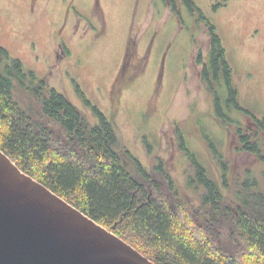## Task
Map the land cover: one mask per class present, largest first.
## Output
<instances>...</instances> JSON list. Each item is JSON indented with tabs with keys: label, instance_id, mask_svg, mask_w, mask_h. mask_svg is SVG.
<instances>
[{
	"label": "rangeland",
	"instance_id": "rangeland-1",
	"mask_svg": "<svg viewBox=\"0 0 264 264\" xmlns=\"http://www.w3.org/2000/svg\"><path fill=\"white\" fill-rule=\"evenodd\" d=\"M45 1L0 0V46L36 82L67 97L89 125L101 123L100 112L114 127L117 150L149 173L162 161L179 192L178 200L168 193L170 207L188 236L205 240L209 224L205 188L188 185L196 181L193 159L233 210L242 206L239 193L248 194L246 182L256 183L251 195L264 193V161L238 150L237 132L250 135L264 157V131L255 121L264 122V0H195L222 41L240 110L228 103L223 79L216 94L202 83L196 59L199 52L206 58L209 37L206 22L187 7L179 20L163 0H48L49 11ZM130 38L138 44L136 59L115 86ZM14 99L36 118L40 103L32 93L16 84Z\"/></svg>",
	"mask_w": 264,
	"mask_h": 264
},
{
	"label": "trees",
	"instance_id": "trees-1",
	"mask_svg": "<svg viewBox=\"0 0 264 264\" xmlns=\"http://www.w3.org/2000/svg\"><path fill=\"white\" fill-rule=\"evenodd\" d=\"M163 1L179 20L181 6H185L206 22L208 54L204 59L199 52L196 59L202 66V83L216 94L223 79L230 94L228 103L240 110L226 52L215 27L195 6V0ZM137 46L136 39L130 38L115 86L120 84L128 62L136 59ZM28 81L36 85L28 87ZM16 84L25 87L40 103L36 118L15 101ZM48 87L44 81L36 82L33 74H26L22 63L0 46V149L22 171L137 251L152 257L153 263L264 264V193H249L255 182L244 184L248 194L239 193L242 206L233 210L218 182L209 180L205 170L191 158L196 181L188 185L205 188L201 203L209 219L206 239L196 241L188 236L186 226L170 207L168 193L177 199L179 192L162 161L149 173L127 153L117 150L119 140L114 127L100 112L96 111L101 123L91 126L67 97ZM216 104L219 107L218 97ZM255 121L264 131V122ZM241 131L238 128V150L264 161L259 144ZM184 146L183 142L180 147L186 151ZM126 156L135 163L136 174L129 171ZM220 166L226 182L227 165L220 161ZM190 216L194 219L192 213Z\"/></svg>",
	"mask_w": 264,
	"mask_h": 264
},
{
	"label": "water",
	"instance_id": "water-1",
	"mask_svg": "<svg viewBox=\"0 0 264 264\" xmlns=\"http://www.w3.org/2000/svg\"><path fill=\"white\" fill-rule=\"evenodd\" d=\"M0 264H155L0 149Z\"/></svg>",
	"mask_w": 264,
	"mask_h": 264
},
{
	"label": "crops",
	"instance_id": "crops-1",
	"mask_svg": "<svg viewBox=\"0 0 264 264\" xmlns=\"http://www.w3.org/2000/svg\"><path fill=\"white\" fill-rule=\"evenodd\" d=\"M50 1H52V0H50ZM75 1H77V3L80 4V0H75ZM50 3H51V2L48 3V0L44 2V4H45V5H44V9H45L46 11H49V10L51 9V7H50ZM65 9H66V6H65V5H63V6L60 5V6H59V12H61V13H65V12H63Z\"/></svg>",
	"mask_w": 264,
	"mask_h": 264
},
{
	"label": "flooded vegetation",
	"instance_id": "flooded-vegetation-1",
	"mask_svg": "<svg viewBox=\"0 0 264 264\" xmlns=\"http://www.w3.org/2000/svg\"><path fill=\"white\" fill-rule=\"evenodd\" d=\"M199 77H201V73H200Z\"/></svg>",
	"mask_w": 264,
	"mask_h": 264
}]
</instances>
